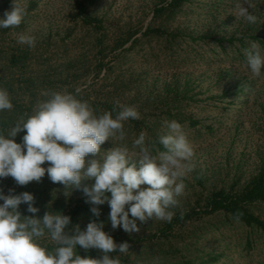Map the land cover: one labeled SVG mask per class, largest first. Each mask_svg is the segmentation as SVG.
<instances>
[{"label":"rangeland","instance_id":"1","mask_svg":"<svg viewBox=\"0 0 264 264\" xmlns=\"http://www.w3.org/2000/svg\"><path fill=\"white\" fill-rule=\"evenodd\" d=\"M84 1L23 0L22 23L0 29V88L7 90L13 105L11 110L0 112V125L7 117L8 133L33 114L39 102L47 98L46 92H76L93 85L103 98L133 106L140 116L149 115L150 137L167 133L165 121L176 120L182 125L194 155L189 162L192 170L183 178L184 193L172 209L174 214L203 204L214 190L243 188L264 162V68L260 76L254 75L236 52L238 45L231 48L213 41L142 39L143 43L124 52L117 46L131 33L145 31L153 8L166 0H95L88 15L101 20L102 29L75 22L77 8ZM237 4L249 7L257 17L255 24L238 16ZM12 8L13 0H0V17ZM156 24L196 38L242 39L249 48L253 37L264 40V0H191L175 21ZM20 34L35 37V46L19 44ZM141 36L136 34L124 48ZM258 47L264 55V47ZM13 57H17L18 65L12 64ZM101 60L106 69H101ZM15 108L24 111L23 115H17ZM196 120L199 124L192 125ZM23 135L22 131L14 138L22 142ZM133 140L132 134L130 143L125 144L110 138L100 146L98 158L115 146L127 145L131 152ZM91 158L89 154L85 160ZM42 166L46 168L48 162ZM91 183L85 180L82 185ZM21 186V193H31L33 206L39 209L29 213L27 204L22 203L17 209L22 217H42L48 211L68 216L69 211L82 206L80 189L53 183L47 173L40 182ZM253 211L264 220V205H256ZM73 222L65 232L71 234L76 226H85V219ZM163 222L155 218L137 221L140 231L131 234L120 227L116 230L130 238H148L136 250L130 241V252L139 262L158 264L170 247L165 243L160 248L161 243L152 239L155 228ZM176 234L179 241L174 239L172 244L179 248V262L264 264L262 233L235 222L228 224L223 215L178 228ZM48 242L52 241L41 238V244Z\"/></svg>","mask_w":264,"mask_h":264},{"label":"clouds","instance_id":"2","mask_svg":"<svg viewBox=\"0 0 264 264\" xmlns=\"http://www.w3.org/2000/svg\"><path fill=\"white\" fill-rule=\"evenodd\" d=\"M236 7L238 16L256 23L257 17L249 7L242 4ZM24 15L23 0H13L12 10H6L0 17V29L18 27ZM17 42L34 47L35 37L20 34ZM243 51L251 72L260 76L264 55L257 43H251ZM44 95L47 98L39 102L32 115L17 122L7 135L0 133V179L11 176L18 185H26L40 182L47 173L53 183L80 189L97 217L100 209L96 206L107 202L111 227H120L129 234L140 231L137 221L144 223L154 218L172 221V209L179 205L177 197L184 193L183 178L192 170L189 162L194 155L179 122L165 121L168 131L159 137L164 150L158 155H152L146 134L141 132L133 140L131 152L127 145L115 146L98 158L105 141L112 137L125 139L123 122L139 119L137 109L120 105L115 117L109 111L97 115L87 101L72 92L50 91ZM12 107L7 90L0 88V112ZM22 131V142H15L13 138ZM89 154L93 158L86 161ZM45 162L46 168L42 166ZM85 180L93 183L82 185ZM0 201V264H121L118 256L109 253L128 252L129 244L117 245L103 230L102 222L91 221L83 230L76 226L69 234L65 228L71 218L60 212L22 217L17 210L22 203L27 204L29 213L39 211L33 206L31 193L5 195L0 189ZM45 237L55 243L52 251L40 243ZM77 245L86 251L101 250L103 256L81 257L76 254Z\"/></svg>","mask_w":264,"mask_h":264},{"label":"trees","instance_id":"3","mask_svg":"<svg viewBox=\"0 0 264 264\" xmlns=\"http://www.w3.org/2000/svg\"><path fill=\"white\" fill-rule=\"evenodd\" d=\"M191 0H166L163 3L156 5L153 8V18L151 23L146 27L145 31L143 29L136 31L135 33H131L127 39L123 41V43L117 46V49L120 47L122 51H131L137 46L138 43L142 42V39H149L152 40L156 39H165L167 43H176L177 39L181 41H204L208 43L209 41H213L215 44H219L221 46L228 44L231 48H236V52L239 54L242 60H246L244 56V49L248 48L247 45L242 41V39H225V38H213L214 36H200L195 37L191 34H180L170 32L164 25H158L157 22L164 23L175 21L176 17L182 13L185 6L189 5ZM95 4V0H85L83 3L79 4L77 11L78 14L75 16L76 23H82L86 27H94L95 29H102V22L101 20L91 17L88 15V11L93 5ZM79 21V22H78ZM10 29V28H7ZM143 31V32H142ZM142 33L141 38H136L132 41V44L129 48H124L136 34ZM189 37V38H187ZM254 42L257 43L258 46L261 48L264 47V40L258 38V36L253 37ZM100 45H102L100 43ZM102 54L104 50L100 51ZM104 60L100 61L101 69H106L107 64L103 62ZM13 65H18L19 62L17 57H13L11 59ZM73 94L77 95L78 99H82L87 101L88 104L94 110V113L97 115L103 114L105 111L112 112L113 117H115L116 113L120 110L119 106L122 105L119 102L110 100L108 98H103L99 92H97L93 85L87 86L85 89L80 90L79 93L72 92ZM17 115H23L24 111L15 108L13 110ZM149 115L140 116L139 119L132 120L129 119L123 122V130L125 132V139L123 141L118 140L122 144L130 143V135H133V138L136 139L141 132L146 134V144L150 147L152 155H158L159 151H163V146L159 144V138L156 136L151 135L148 136L147 132L150 131L149 123L147 119H149ZM7 118V117H6ZM4 117V124L0 125V133L7 135V129L9 127L8 118L6 120ZM177 116H174L173 119H176ZM1 120H3L1 118ZM180 122H185L184 120H180ZM199 121L192 122V125H198ZM22 133V132H20ZM150 133V132H149ZM116 138V137H115ZM15 142L20 143V138H13ZM21 185H18L15 180L11 177H5L0 179V189L3 190L5 195H18L21 193ZM11 190V191H10ZM110 197V193H106ZM2 203V201H0ZM256 205H264V162L257 173V175L252 178L243 188L240 190H236L235 188H231L229 190L226 189H219L214 190L209 193L204 200L203 204H197L194 208H189L187 210L178 211L174 214L173 219L171 222H163L160 223L155 229V233L152 235V239L157 240L160 245V248L165 243H169V249L166 251L164 257L160 259L158 264H195L191 260H186L183 262H179L176 260L178 257L179 248L173 246L172 241L175 239L179 241L178 234H176V230L178 228H182L188 224L193 222H200L208 217H214L216 215H223L225 220L228 224L230 222H235L241 224L243 226L249 228H256L259 230L263 235V243H264V220L258 216L254 211L253 208ZM92 205L85 202V197L82 201V206H79L77 210L73 209L68 212V216L71 218L70 224H74L73 220L76 222L77 219H85V226H81V230H83L86 225L91 221H96L97 223H103V230L111 235L114 239V242L119 245L120 243L127 242L129 244L128 252L126 253H118V250L109 253V256H118L120 259L121 264H145L143 262H139L135 258H133V254L130 252V241L133 242L134 250L138 247H142L143 243L146 241L145 237L135 236L130 238L121 234L120 230L113 229L111 227V222L108 219L109 210H108V203L105 202L103 205H98L100 209L99 217L93 215L90 211ZM78 217V218H76ZM76 218V219H75ZM119 229V228H118ZM124 236V237H123ZM151 237V236H148ZM145 240V241H143ZM46 242V241H45ZM247 243H250L249 241ZM48 251H52L55 247L54 242L42 243ZM162 253V252H160ZM76 254L80 255L81 257H89L93 259H100L103 256L101 250L98 249H89L85 250L79 245L76 247ZM146 264H157L155 262L149 261Z\"/></svg>","mask_w":264,"mask_h":264}]
</instances>
